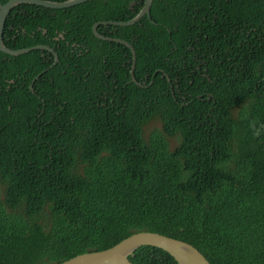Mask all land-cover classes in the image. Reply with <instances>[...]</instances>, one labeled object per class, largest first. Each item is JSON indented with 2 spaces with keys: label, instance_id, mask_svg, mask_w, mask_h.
I'll return each instance as SVG.
<instances>
[{
  "label": "trees",
  "instance_id": "trees-1",
  "mask_svg": "<svg viewBox=\"0 0 264 264\" xmlns=\"http://www.w3.org/2000/svg\"><path fill=\"white\" fill-rule=\"evenodd\" d=\"M143 2L10 11L5 47L58 61L0 53V264H61L141 231L210 264H264V0H153L133 26L99 25L132 45L139 87L130 50L91 29ZM130 261L176 264L152 247Z\"/></svg>",
  "mask_w": 264,
  "mask_h": 264
},
{
  "label": "water",
  "instance_id": "water-1",
  "mask_svg": "<svg viewBox=\"0 0 264 264\" xmlns=\"http://www.w3.org/2000/svg\"><path fill=\"white\" fill-rule=\"evenodd\" d=\"M88 1L90 0H67L62 3H53L41 0H9L5 4L0 3V53L13 57L22 56L35 50L48 51L54 54L53 50L46 46H34L21 50H10L9 48L4 46L2 36L5 28V22L10 11L14 7L21 4H27L51 10H66L71 7L86 3ZM152 2L153 0H144L143 7L140 12L133 19L127 22H100L98 24H94L92 27V33L94 37L98 40L110 43H119L130 50L132 54L130 83H134L138 86L140 85L136 82L134 77L136 64L135 50L129 43L125 41L99 35L97 33V27L99 25L114 26L119 28L133 26L134 24L139 22L143 17L146 16L147 18H149ZM54 57V63L51 67H53L58 61L57 55L54 54ZM30 90H32V87H30ZM141 247L157 248L168 254L171 258H173L176 264H210L207 259L192 245L183 241H179L170 237H166L164 235L151 233L148 231L134 233L109 249L81 254L69 260H66L61 264H134L130 261V258H133L135 251Z\"/></svg>",
  "mask_w": 264,
  "mask_h": 264
},
{
  "label": "rangeland",
  "instance_id": "rangeland-1",
  "mask_svg": "<svg viewBox=\"0 0 264 264\" xmlns=\"http://www.w3.org/2000/svg\"><path fill=\"white\" fill-rule=\"evenodd\" d=\"M241 109L240 106L234 108L232 111H231V115L233 118H236V115H237V111H239ZM153 128H156V129H159L161 130V123H159L158 120H152V121H149L144 127H143V137L145 138L146 136H148L151 132V130ZM167 142L169 143V149L170 150H173L176 148V146L178 145L179 143V139L177 140L175 138V140H167Z\"/></svg>",
  "mask_w": 264,
  "mask_h": 264
},
{
  "label": "flooded vegetation",
  "instance_id": "flooded-vegetation-1",
  "mask_svg": "<svg viewBox=\"0 0 264 264\" xmlns=\"http://www.w3.org/2000/svg\"><path fill=\"white\" fill-rule=\"evenodd\" d=\"M8 17V16H7ZM7 20V19H6ZM22 22V21H21ZM5 29H6V22H5V28H4V31H5ZM4 31H3V33H4ZM21 33L22 34H24L25 33V30L24 29H21ZM44 32V31H43ZM42 32V33H43ZM18 35H20V32L18 31ZM30 37L31 38H33V36L32 35H30ZM2 38H3V36H2ZM114 39H119V40H122V41H125V42H127V43H129L128 41H126V40H123V39H121V38H114ZM3 40V39H2ZM5 46V45H4ZM34 46H39L38 44H34V45H32L31 47H34ZM31 47H29V48H31ZM24 49H27V48H24ZM11 50V49H10ZM19 50H21V49H19ZM35 51H38V50H35ZM32 52V51H31ZM30 53V52H29ZM3 54V53H2ZM28 54V53H27ZM5 55V54H4ZM135 56H136V53H135ZM11 57H13V56H11ZM17 57H19V56H17ZM16 58V57H15ZM36 79H38V76L35 78V79H33L32 80V83H31V85L29 86V90H30V87H32V84L35 82V80ZM20 82H21V85L24 83V82H26V80H22V79H20ZM10 84H13V81H11L10 82ZM30 91H32V90H30Z\"/></svg>",
  "mask_w": 264,
  "mask_h": 264
},
{
  "label": "clouds",
  "instance_id": "clouds-1",
  "mask_svg": "<svg viewBox=\"0 0 264 264\" xmlns=\"http://www.w3.org/2000/svg\"><path fill=\"white\" fill-rule=\"evenodd\" d=\"M41 1H48V0H41ZM91 1V0H90ZM48 2H51V1H48ZM89 2V1H88ZM53 3H62V2H53ZM84 4V3H83ZM78 6V5H77ZM75 7V6H74ZM40 8H43V7H40ZM72 8V7H71ZM44 9H47V8H44ZM48 10H51V9H48ZM61 10V9H60ZM95 24H98V23H95ZM93 27V26H92ZM98 28V27H97ZM91 31H92V29H91ZM110 38V37H109ZM114 39V38H113ZM116 44H119V43H116ZM122 45V44H121ZM131 45V44H130ZM39 46H46V45H39ZM124 46V45H123ZM132 46V45H131ZM46 47H49V46H46ZM50 48V47H49ZM127 48V47H126ZM133 48V47H132ZM51 49V48H50ZM53 50V49H52ZM38 51H40V50H38ZM44 52H47V53H49V54H52V53H50V52H48V51H44ZM53 52H54V50H53ZM54 54H55V52H54ZM56 55V54H55ZM130 80H131V78H130ZM130 83V82H129ZM134 84V83H133ZM140 85V84H139ZM139 87H141V85L139 86ZM153 120H158V119H153ZM152 121V120H151ZM159 121V120H158ZM159 123H161L160 121H159ZM154 129V128H153ZM161 129H162V126H161Z\"/></svg>",
  "mask_w": 264,
  "mask_h": 264
}]
</instances>
